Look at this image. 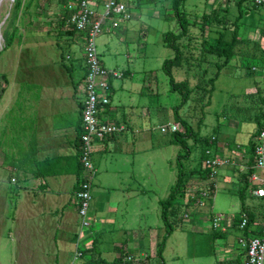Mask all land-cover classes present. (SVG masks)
<instances>
[{
	"label": "rangeland",
	"instance_id": "rangeland-1",
	"mask_svg": "<svg viewBox=\"0 0 264 264\" xmlns=\"http://www.w3.org/2000/svg\"><path fill=\"white\" fill-rule=\"evenodd\" d=\"M27 1L22 0L23 6L12 26H9V22L13 0H6L0 6V50L4 46L2 34H9L12 28L15 29L12 44L0 52V112L3 106L12 102L14 97L11 96L20 86L18 82L23 80L24 86L40 80L41 76H45L42 74L43 66L50 64L51 58L48 57L59 53L53 33L67 0H33L30 7L25 9ZM91 2L95 4L96 0ZM244 7L248 8V12L237 23V38L249 41L250 44L243 45L247 50L254 47V42L264 48V9L252 7L249 2L241 5V9ZM97 10H101L100 6ZM211 10L216 17H219L218 14L225 16L230 22L238 14L233 0H186L183 6L188 20L198 26L201 15ZM101 28V33L95 38L96 53L108 70L115 69L121 75L114 82L117 94L114 102L123 106L121 113L128 116L127 120L134 126L135 132L132 141L128 142L130 153L121 154L120 150H116L106 159L109 167L98 168L99 172L105 171L106 186L111 188L104 197L108 202L118 203L116 210L112 209L104 230L94 238V242L91 241L89 227L81 232L75 245L79 220L77 213L72 212V204L66 207L67 210L71 208L67 221L64 217L60 218L61 204L45 205L41 207L42 210L39 208L41 213L38 216H29L21 231L17 208L22 202L14 186L5 183L1 185L4 191L0 196V264H82L89 260L92 263L103 260L105 264H111L123 243L127 245L123 251L127 250L134 256L130 264H225L230 251L240 250L239 231L230 221L238 217L240 209L237 170L242 164L241 160L235 167L226 165L216 170L211 179L212 196H200V203L189 204L188 209L191 210H186L184 218L181 215V223L172 225V232L166 237L160 256L156 255V245L164 235L158 202L168 196L169 189L174 185L179 162L177 156L183 152L180 146L170 143V128L174 125L173 109L179 106L180 96L168 91L167 77L161 70L162 62L172 57V52L163 46L162 35L177 29L170 0H133L129 4L128 20L117 16L105 18ZM206 28L204 33L209 36L211 33H206ZM204 57L205 64L199 65L200 69L189 72L185 66L173 68V80L180 82L189 79L191 85V81L196 83L213 77L216 73L215 63L219 64L221 60L210 55ZM122 70H129L131 76H123ZM263 70L264 62L259 57L235 55L216 75L209 105L200 112L199 106L189 103L178 107L177 115L187 121L198 137L214 138L220 144L238 148L239 151L232 155L240 158V152L248 148L252 139L251 134L256 126L254 118L258 114L256 105L249 102L248 96L256 98L264 95ZM3 74L6 81L2 79ZM191 74H195L194 78ZM140 106L148 107L147 117L138 116ZM175 124L177 131L181 132L179 124ZM192 138L186 140L189 157L181 159L182 168L190 170L197 166V155L203 148L202 143H194ZM118 168L123 171L120 176L112 171ZM128 170L132 171L131 178L124 174ZM189 184L191 194L198 195L208 185L195 176L190 178ZM256 202L249 196L244 200L248 206ZM95 205L93 213L102 217L101 204ZM210 216L217 217L220 226L225 224V233L221 238H212ZM258 217L264 219V209ZM87 218L89 220V215ZM92 244L93 251L72 262L75 249L82 251ZM139 254L143 256L138 257Z\"/></svg>",
	"mask_w": 264,
	"mask_h": 264
},
{
	"label": "crops",
	"instance_id": "crops-1",
	"mask_svg": "<svg viewBox=\"0 0 264 264\" xmlns=\"http://www.w3.org/2000/svg\"><path fill=\"white\" fill-rule=\"evenodd\" d=\"M97 5L91 2V6L96 7ZM66 39L68 38H60L61 41ZM71 42L72 45L68 47V51L66 53L68 59L65 67L59 63V51L57 55L53 54L50 57L44 55V57L51 58L49 60L50 64H45L43 66L44 69L42 74L45 76H41L40 80L37 79V81H32L30 84H25L24 86L22 85L23 80H20L18 82L20 84V86L18 85L17 87L18 90H16L13 96H11V98L14 97L12 102L8 105L6 104L7 106H3V109L1 110L3 114L0 115V190L2 189L0 196L2 195V191H4V187L1 188V185L8 183L9 186H14L15 193L17 197L19 196L22 202V204L17 208V217L21 222L20 225H18L21 231L24 230V224L26 220H28L29 216L31 214L38 216L41 213L39 208L42 210L41 207L45 205L51 207L54 204H61L59 211L60 218L64 217L65 221H67V217L71 216V208L67 210L66 207H71L72 204V212L73 214H76L73 185L76 179L74 176V168L78 167H75L71 160H62L60 162H53L47 165L45 164L44 166L38 165L37 167L34 166L33 163L34 159L40 163L57 157H77L79 146L78 136L80 127V108L84 98L83 86L86 70L82 55L83 36L76 34ZM262 49L264 50V48ZM47 60L48 59H46V62ZM102 65L105 69H107L103 63ZM109 70L115 71V69ZM121 73L123 76H131L129 70H122ZM46 78L49 79L47 80ZM41 79H45L49 83H46ZM114 82H116V79L109 80V104L105 108H100L99 120L123 122L124 125H126V131L118 135L106 136L101 141L94 142L92 146V160L96 169L95 176L91 183V202L88 212L90 220V228L88 232L92 239L100 236L101 231L105 228L109 214L113 208L116 210V206L118 205L116 201L114 204L113 202H108V200L105 199L104 195H106V192L111 190V188L106 186L105 177L103 175L105 171L99 172L98 168L101 169L109 167L106 159L108 155L114 151L120 150V153H128V142L132 141L135 134L133 131L134 126L130 124L129 120H127L128 116L126 115L127 117H125V114L121 113V111L124 110L123 106H119L114 102V98L117 95ZM7 93H9V91H7ZM149 100L152 101L151 98H149ZM143 104L146 103L144 102ZM129 108L131 109V107ZM147 109L148 107L145 108L143 106L142 108L140 106L138 116L141 118L147 117ZM215 140V147L212 148L211 151L216 155L215 157L218 158L217 156H219L224 160H227V166L229 167L237 166V162L242 158V151L240 152L239 158L236 155H232L235 151H239L238 148H230L228 145L218 143L217 139ZM33 147H36L34 159L27 154L30 152V149H33ZM131 153H133V151H131ZM20 158H26L25 162L21 163V161H19ZM13 160L18 161L16 166L17 170L11 172L8 164ZM240 165L244 167L243 162ZM241 166H238L237 173L244 170ZM35 168H42L44 171L65 170L67 173L40 178L36 176ZM110 168H113V166ZM130 170L124 174L131 178L132 171ZM112 171L117 176L123 174V171L119 168L116 170L113 169ZM10 172L11 176H9ZM53 192L54 194H52ZM57 195H60V197L58 196L54 199ZM252 199H255L257 202L254 205L246 206L251 210L258 211L259 214L260 210L263 209L258 208V204H260L261 200L253 197ZM198 200H202V198H197V201ZM2 204L4 205V202H2ZM95 204H101L104 214L102 217H100V214L96 216V214L93 213V207H96ZM64 209H66L65 214L63 212ZM91 214H93V217H91ZM213 218L216 217L213 216ZM263 221L264 219L258 218V221H256L254 226L251 227V233L246 237L253 235L257 225L263 223ZM230 222L234 226L233 219ZM109 225H111V223H109ZM224 226L225 224H222V226L219 225L216 229L225 231ZM238 231L239 238L243 237L244 235L242 231ZM124 232L123 236L126 234V232L125 234ZM76 234H78V232ZM126 246L124 247L126 248ZM89 247L86 246V248ZM124 253L125 258L127 256L126 259L123 257V259L115 261L116 258L118 259V254L114 258L113 262L117 264H130L129 261L131 258L133 260L134 256L127 250H124ZM228 254L230 256L227 255V258L225 259L226 264L228 261L233 260L243 263L244 255L242 251L237 249L236 252L230 251ZM141 255L143 256V254H139L138 257H141ZM82 264L94 263L89 260L83 262Z\"/></svg>",
	"mask_w": 264,
	"mask_h": 264
},
{
	"label": "trees",
	"instance_id": "trees-1",
	"mask_svg": "<svg viewBox=\"0 0 264 264\" xmlns=\"http://www.w3.org/2000/svg\"><path fill=\"white\" fill-rule=\"evenodd\" d=\"M33 0H28L25 4L24 8L27 9L30 7L31 2ZM79 0H67L62 8V12L60 14V20L58 22L57 28L54 31L53 35L56 39L55 45L59 49V63L66 66V62L68 57L66 56V53L68 51V47L72 45V39L76 34L82 35V33L77 32L72 26L66 23L65 17H66V10L65 6L69 2H75ZM91 6L92 0H85ZM90 1V2H89ZM96 0L97 8L100 4V2ZM117 1H125V0H117ZM128 1V0H127ZM133 1V0H131ZM131 1H128V5L131 3ZM154 2V0H149ZM186 0H170V10L173 15V19L176 23L177 29L175 32H166L162 35L163 40V46L167 49H169L172 52V57L169 59H166L161 64V70L167 77V83L169 86L170 92H176L180 96V104L176 108L173 109V119L174 123L179 124V126L182 128L181 132L174 131L170 132V143H174L182 149V154L177 156V159L179 162H177V175H176V181L174 185L169 189L168 196L160 200L159 207H160V219L162 222V227L164 230V235L156 247V255L160 256L162 245L172 232V225H177L178 223H181L182 217L184 218L186 216V212L191 209L189 208V204L192 202H199L197 201L198 194H191L190 192V184L189 180L191 177L195 176L200 179H202L204 182H207V189L204 190L203 198H210L213 194V185L211 182L210 177V171L208 168H201V166H204V162L210 158H215V154H213L212 148L215 147L216 140L214 138H200L198 137L197 132H193L190 125L187 123L185 119L180 118L177 115V108L181 106H187L189 103H195L194 106H199L200 112L203 110L204 107H207L209 105V99L210 95L212 93V84L216 78V75L218 72L224 68L233 58L235 55L241 56H257L261 59L262 62H264V50L261 48L260 44L258 42L252 43L254 47L252 49L249 48V50L244 48V43L250 44L249 41L239 39L237 38V30L238 26L237 23L240 20L242 15H246L248 12V8L244 7L241 9V5H243L246 2H249L252 7H255L250 0H233L235 2V5L238 10V14L234 17V19L230 22L228 19L225 18V16L216 17L215 12L210 11V13H203L201 15V23L198 26L195 22H190L188 20V14L183 11V6ZM23 6L22 0H13V6H12V12H11V19L9 22V26H12L17 18V13L20 11L21 7ZM96 8V7H95ZM96 8V9H97ZM129 8V6H128ZM227 9V8H226ZM226 9H224V12H226ZM215 22V23H214ZM214 23V24H213ZM216 23L218 26H216ZM208 27V28H206ZM206 33H211L209 36L205 35V29ZM15 34V29L12 28V31L8 34L7 32H4L2 34V40L4 42L3 49L0 50L4 51L7 49L13 42ZM61 37H66L68 39L61 41ZM69 41V42H68ZM239 45L241 47H239ZM67 47V48H66ZM210 55L214 56L217 59L221 60L219 64L215 63L216 67V73L213 77L208 78L206 81L202 80L200 82L193 83L190 80L185 79L180 82H175L171 76V70L173 68H180L185 66V69L187 71H194L195 68H199V65L205 64L204 56ZM198 60H200L198 62ZM197 63V64H196ZM194 65V66H193ZM201 67V66H200ZM200 69V68H199ZM86 70V69H85ZM86 73V71H85ZM195 74H191V77L194 78ZM264 78V75H263ZM2 79L6 81V76L3 74ZM109 82H108V97L109 96ZM249 102L252 105H256L258 109V114L254 118V121L256 123L255 130L251 134V141L248 143V148L245 149L242 152V158L241 163L243 162L244 170L242 172L237 173V181L239 183V187L237 190V196L240 200V209L239 214L237 218L233 219L234 225L238 226L240 223L241 217L240 215H243L246 219V227L249 225L254 224L256 221H258V216L261 214L262 210L264 209L262 205V202H264V198L260 199V204H258V208H263L260 210V213L258 214V211L251 210L249 207L244 204V200L246 199L248 195L249 185L247 182V178L251 173V168L254 164V154H253V147H254V137H256L259 133V130L263 127L264 124V95L257 96L256 98H253L252 96H248ZM82 107V104H81ZM106 107V106H105ZM104 107V108H105ZM81 110V108H80ZM99 114H97V118H99ZM81 122V120H80ZM124 124L123 122H119ZM126 126V125H125ZM81 132V128L79 127V134ZM193 137L194 143H202L203 148L200 149V152L198 153V161L197 166L193 168V170L184 169L181 165V159H187L189 157V149L186 146V140ZM78 143H79V136H78ZM33 145V144H32ZM79 145V144H78ZM195 145V144H194ZM79 149V146H78ZM30 152L27 153L29 156L34 159L35 153H36V147H33V149L29 150ZM208 152V154L206 153ZM9 158V157H7ZM6 158V159H7ZM26 158H20L19 161L25 162ZM8 160V159H7ZM62 160H71L75 167L74 168V176H75V182L73 185V191L75 193L76 190L79 188V180L81 176V166L79 164V151L77 152V157H70V158H53L49 160H45L43 162H37L35 159L33 161L34 166H44L45 164H51L53 162H60ZM17 160L10 161L8 164V167L12 171H16L17 168ZM39 163V164H38ZM36 176L40 178H45L47 176H54L61 173H67L65 170H48L44 171L42 168H35ZM11 172L10 175L11 176ZM195 174V175H194ZM8 176V177H9ZM214 176V175H213ZM210 182V183H209ZM192 195V196H191ZM252 198V197H251ZM201 202V201H200ZM199 202V203H200ZM198 206V205H197ZM188 209V210H187ZM187 210V211H186ZM182 215V217H181ZM212 216H210V219ZM213 219V218H212ZM211 235L212 238H221L225 231H220L215 228H211ZM244 237L247 236V233L244 231L242 232ZM82 234V233H81ZM75 239L77 240V234L75 236ZM75 240V241H76ZM94 242L95 239H92ZM124 243L120 247V252L118 255V259L116 258L115 261H119L123 259L125 256V253L123 251ZM94 250L93 244L80 252V257L84 256L85 254L89 253L90 251ZM92 261V260H91ZM114 261V260H113ZM112 261V264H117ZM93 262V261H92ZM94 264H105L103 260L95 261ZM226 264V262H225ZM227 264H243L240 263L237 260L228 261Z\"/></svg>",
	"mask_w": 264,
	"mask_h": 264
},
{
	"label": "built area",
	"instance_id": "built-area-1",
	"mask_svg": "<svg viewBox=\"0 0 264 264\" xmlns=\"http://www.w3.org/2000/svg\"><path fill=\"white\" fill-rule=\"evenodd\" d=\"M101 8L98 11L95 7L89 6L87 1L79 0L69 2L65 6L67 12L66 23L72 26L77 32L83 34L82 55L86 69L84 77V98L80 110L79 134V164L81 176L79 188L74 193L76 213L78 217L79 232L75 245L81 236V232L89 228L88 212L91 202V183L95 176L96 169L92 160V146L96 141H101L106 136L118 135L126 131L124 124L119 122L100 121L97 118L100 108L109 104L108 82L110 79H118L121 75L115 71L107 70L101 63L95 48V38L101 33L105 18L117 16L124 20L129 19L128 1L98 0ZM255 7L264 9V0H250ZM177 131V125L170 128V132ZM254 164L251 173L247 178L249 185L248 195L256 199L264 198V124L259 133L254 137ZM208 154V152H206ZM227 165V160L210 158L204 162V167L210 171V177L214 178L218 168ZM214 175V176H213ZM201 197L204 196L202 193ZM241 220L237 229L251 233V227H246V219L240 215ZM219 219L213 218L211 228H218ZM240 251L243 252V264H264V222L257 225L254 234L249 237H241L238 240ZM80 257L79 250L75 249L72 262Z\"/></svg>",
	"mask_w": 264,
	"mask_h": 264
},
{
	"label": "bare ground",
	"instance_id": "bare-ground-1",
	"mask_svg": "<svg viewBox=\"0 0 264 264\" xmlns=\"http://www.w3.org/2000/svg\"><path fill=\"white\" fill-rule=\"evenodd\" d=\"M4 1H6V0H0V6L2 5V3H3Z\"/></svg>",
	"mask_w": 264,
	"mask_h": 264
}]
</instances>
